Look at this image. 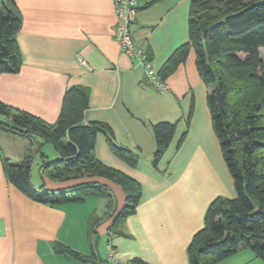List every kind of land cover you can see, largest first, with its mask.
Returning a JSON list of instances; mask_svg holds the SVG:
<instances>
[{
  "label": "crops",
  "instance_id": "obj_1",
  "mask_svg": "<svg viewBox=\"0 0 264 264\" xmlns=\"http://www.w3.org/2000/svg\"><path fill=\"white\" fill-rule=\"evenodd\" d=\"M16 1L23 21L18 33L23 62L19 72L0 74V100L54 123L67 89L87 87L90 97L85 123L109 124L116 142L138 153L139 161L131 166L118 157L104 133L97 136L96 156L137 179L143 190L137 211L124 220L118 228L122 233H118L112 230L113 218L125 205L126 194L109 179L91 178L105 184L116 198L114 215L92 233L91 218L107 213L106 200L89 195L83 201L51 205L28 196L7 178L2 155L19 162L31 142L0 131V264H111L109 245L121 262L139 257L150 264H190L188 246L204 226L209 204L218 196H236L213 129L208 87L197 69L195 51L191 49L187 60L164 80L161 91L116 40L118 18L113 0ZM151 1L137 0L132 35L160 70L189 40L191 0H159L149 5ZM160 121H179V125L156 168L151 126ZM35 140V144H43L42 138ZM48 145L42 146L47 160L59 158ZM36 156L43 161L42 153ZM32 180L40 191H58L89 179L53 182L43 176L41 167L38 173L32 166ZM103 238L106 244L101 250ZM59 244L84 255L95 252L96 263L59 253ZM237 257L253 260V251L241 249L226 261Z\"/></svg>",
  "mask_w": 264,
  "mask_h": 264
},
{
  "label": "trees",
  "instance_id": "obj_2",
  "mask_svg": "<svg viewBox=\"0 0 264 264\" xmlns=\"http://www.w3.org/2000/svg\"><path fill=\"white\" fill-rule=\"evenodd\" d=\"M158 1L152 0L149 5ZM22 24L17 1L0 0V74L17 73L21 69L18 33ZM188 28V42L171 54L158 73L165 80L187 60L191 49L195 51L197 69L208 87L213 129L236 189L235 197L218 196L209 204L204 226L188 246L189 261L190 264H218L244 248L252 249L264 260V54L261 51L264 0H191ZM89 92L85 86H70L54 123L0 100V131L31 142L19 162H11L2 155L3 167L9 181L40 202L51 205L79 202L89 195L104 198L108 211L104 216L91 218L92 233L103 220L114 215L116 198L105 184L91 178L117 183L126 194V203L112 225V230L119 233L124 220L137 211L143 188L137 179L104 164L96 156L97 136L104 133L113 152L131 166L138 164L139 154L118 144L109 124L85 123ZM178 125L179 121L152 124L156 168L168 151ZM187 133L188 130L179 145ZM36 138H42L43 144H51L59 158L47 160L42 152L43 144H35ZM38 152L43 156L41 173L47 179L53 182L89 180L58 191L38 190L32 180V166ZM57 251L84 263H96L95 252L84 255L63 244L57 246ZM129 262L150 264L139 257Z\"/></svg>",
  "mask_w": 264,
  "mask_h": 264
},
{
  "label": "built area",
  "instance_id": "obj_3",
  "mask_svg": "<svg viewBox=\"0 0 264 264\" xmlns=\"http://www.w3.org/2000/svg\"><path fill=\"white\" fill-rule=\"evenodd\" d=\"M115 11L117 14V25L115 30V38L118 41L121 49L127 54L135 57L144 67L147 79L159 90L165 89V82L160 77L158 69L155 67L152 58L148 52L138 46L132 35V25L136 21L138 4L137 0H113ZM80 60L85 63V60L79 56ZM115 249L109 245V262L111 264H130L129 261L121 262L114 258Z\"/></svg>",
  "mask_w": 264,
  "mask_h": 264
},
{
  "label": "rangeland",
  "instance_id": "obj_4",
  "mask_svg": "<svg viewBox=\"0 0 264 264\" xmlns=\"http://www.w3.org/2000/svg\"><path fill=\"white\" fill-rule=\"evenodd\" d=\"M261 51H262V53L264 54V48H262L261 49ZM49 146V148H51V150H53L54 151V147L51 145V144H49L48 145ZM50 155V154H49ZM55 157V156H54ZM54 157H52V156H50V160H52V159H54ZM40 164H42V159L40 158V157H37L36 156V159L34 160V163H33V166H35V170H36V172H38L39 173V167H40ZM122 210V209H121ZM120 210V211H121ZM119 211V212H120ZM102 212V211H101ZM119 212L117 213V215L119 214ZM116 218V215L114 216V218H113V220ZM105 244H106V239L105 238H103V240H101V242H100V249L102 250V249H105ZM249 250H252V249H249ZM223 262V264H264V260L262 259V258H260V257H258L256 254H255V252L253 251V260H246L244 257H237V258H235V259H233V260H231V261H222ZM225 262H227V263H225Z\"/></svg>",
  "mask_w": 264,
  "mask_h": 264
}]
</instances>
